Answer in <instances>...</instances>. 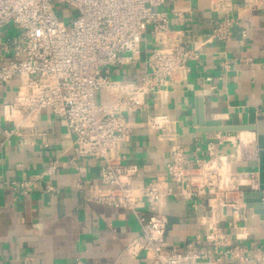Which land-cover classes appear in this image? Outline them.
Listing matches in <instances>:
<instances>
[{
    "label": "built area",
    "instance_id": "built-area-1",
    "mask_svg": "<svg viewBox=\"0 0 264 264\" xmlns=\"http://www.w3.org/2000/svg\"><path fill=\"white\" fill-rule=\"evenodd\" d=\"M168 1L0 0V32L4 28L14 32L0 42L6 60L0 64V84L18 81L11 103L0 109L8 113L7 123L15 121L13 128L4 127L0 116V148L14 137L24 139L20 129L50 111L70 139L69 166L83 174L84 161L101 164L103 188L93 191L86 202L123 209L137 217L139 233L126 246L128 255L142 254L149 264H221L222 257L241 262L261 258L241 244L220 252L229 241V235L219 227L222 210L243 211V188L253 185L254 180L233 173L231 159L211 144L207 159L190 160L187 148L176 142L173 122L166 112L146 120L149 132L172 144L163 172H147L146 177L152 179L135 190L139 170L123 163L120 150L132 131L126 114L142 111L147 97L163 99L170 85L186 80L188 64L197 56V47L184 41L187 30L181 28V15L174 13L177 28L169 14L160 11ZM198 1L207 2L209 11L221 16L207 40L229 39L231 28L239 25V16L232 15L238 6L264 12V0ZM55 5L74 12L68 24L59 20ZM147 35L153 47L145 56V71L139 82L114 79L115 69L141 63V42ZM241 35L244 37L245 31ZM221 66L226 68L227 64ZM100 93L111 102H96ZM55 169L53 162L44 175L53 174ZM12 185L20 194L29 190L27 183ZM164 196L184 201L206 196L208 213L203 217V233L189 241L183 251L166 246L168 221L164 215L153 212L138 216L140 210ZM194 211L198 212L196 206ZM236 240L243 242L237 235Z\"/></svg>",
    "mask_w": 264,
    "mask_h": 264
},
{
    "label": "crops",
    "instance_id": "crops-1",
    "mask_svg": "<svg viewBox=\"0 0 264 264\" xmlns=\"http://www.w3.org/2000/svg\"><path fill=\"white\" fill-rule=\"evenodd\" d=\"M160 11L167 12L176 27L174 13L181 15V28L187 30L184 41L197 47V56L188 64L185 81L170 85L163 99L147 97L142 111L125 116L132 131L120 153L124 164H133L139 170L133 189L152 179L146 177L147 172H163L170 160L172 144L159 140L146 128L148 116L161 112L173 122L176 142L187 148L190 160L207 159L211 144L231 159L233 173L249 175L254 180L251 186L256 188L261 166L254 133L204 132L206 127L200 126L198 116L201 109L205 121L248 126L264 115V12L236 7L232 15L239 16V25L231 28L227 41L220 42L207 40L221 19L209 11L207 2L170 0ZM241 31H245L244 37ZM152 47L147 35L141 42V63L115 69L113 78L137 84ZM4 60L0 51V64L6 63ZM223 62L226 68L221 66ZM17 86V80L0 84V109L11 103ZM98 100L111 102L104 93ZM0 116L2 126L14 127L15 121L7 123V112L0 111ZM20 130L24 139L14 137L0 148V264H149L142 254L132 257L125 251L139 233L133 213L86 202L93 191L103 188L99 180L101 164L84 161L83 174L69 166L71 143L58 119L44 111ZM243 134L251 138L242 140ZM53 162L54 173L44 175ZM12 183H27L29 190L20 194ZM241 204L243 211L239 213L230 208L222 210L219 227L229 235V241L220 252L241 244L261 258L241 262L222 257L221 264H264V217L254 215L243 201ZM153 212L167 218L166 246L183 251L189 241L203 233L201 225L208 213L206 196L191 201L164 196L150 208L140 210L138 216ZM236 235L243 242H238Z\"/></svg>",
    "mask_w": 264,
    "mask_h": 264
},
{
    "label": "water",
    "instance_id": "water-1",
    "mask_svg": "<svg viewBox=\"0 0 264 264\" xmlns=\"http://www.w3.org/2000/svg\"><path fill=\"white\" fill-rule=\"evenodd\" d=\"M199 124L206 127L204 132H232L239 133L249 131L255 135V143L258 151V161L260 162V171L258 174V185L256 188L250 186L247 191L243 192V203L248 210L254 215L264 217V115L258 116L255 125L242 126H223L216 121H205L202 110L199 111ZM264 219V218H263Z\"/></svg>",
    "mask_w": 264,
    "mask_h": 264
},
{
    "label": "rangeland",
    "instance_id": "rangeland-1",
    "mask_svg": "<svg viewBox=\"0 0 264 264\" xmlns=\"http://www.w3.org/2000/svg\"><path fill=\"white\" fill-rule=\"evenodd\" d=\"M54 9L56 10V13L58 14L59 16V20L64 22L65 24H68L69 21H70V18L69 17H73L74 15V12L72 10H68L66 9L65 7H59L58 5H55L54 6ZM13 35V30H10L8 28H4L1 32H0V38L1 40H4V38L9 34L10 35ZM98 100V97H97V94L95 96V101L97 102Z\"/></svg>",
    "mask_w": 264,
    "mask_h": 264
},
{
    "label": "bare ground",
    "instance_id": "bare-ground-1",
    "mask_svg": "<svg viewBox=\"0 0 264 264\" xmlns=\"http://www.w3.org/2000/svg\"><path fill=\"white\" fill-rule=\"evenodd\" d=\"M249 137H250V135H245V134H243V136H242V140H248ZM250 138H251V137H250Z\"/></svg>",
    "mask_w": 264,
    "mask_h": 264
}]
</instances>
